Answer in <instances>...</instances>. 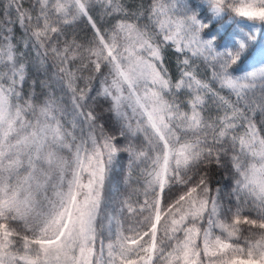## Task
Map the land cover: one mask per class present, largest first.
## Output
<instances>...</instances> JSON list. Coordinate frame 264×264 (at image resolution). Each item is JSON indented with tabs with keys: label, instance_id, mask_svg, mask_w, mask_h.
<instances>
[{
	"label": "snow or ice",
	"instance_id": "1",
	"mask_svg": "<svg viewBox=\"0 0 264 264\" xmlns=\"http://www.w3.org/2000/svg\"><path fill=\"white\" fill-rule=\"evenodd\" d=\"M223 20L235 27L221 36L210 25ZM256 44L258 66L234 75ZM257 116L264 0H6L0 264H264ZM121 156L139 187L117 215L110 185ZM213 166L234 180V207L213 194Z\"/></svg>",
	"mask_w": 264,
	"mask_h": 264
},
{
	"label": "trees",
	"instance_id": "2",
	"mask_svg": "<svg viewBox=\"0 0 264 264\" xmlns=\"http://www.w3.org/2000/svg\"><path fill=\"white\" fill-rule=\"evenodd\" d=\"M128 2H133V0H128ZM138 2V0H137ZM197 3H199V0H196ZM6 3V0H0V7L3 6V4ZM235 27V24L228 21L223 20L222 22H213L212 25H210V28L213 32L219 31L221 33V36L227 35V33L231 32L232 29ZM241 27H244L241 25ZM238 34L236 37H233V42H235L237 39L240 38L239 30H237ZM19 31L17 32V35H19ZM83 35V33H81ZM221 45H224V40L221 39ZM261 44L254 45L253 51L256 53V55L253 58H242L241 61L234 65L231 69L232 73L234 75H240L244 72L251 71L255 66L254 62L255 60L259 59V48L261 47ZM192 59L196 61V66L199 68V74L201 77H205L208 79H211L212 71L213 69L203 61L202 58H197L192 55L191 52L188 53ZM166 61L168 66L170 67L171 71L173 73H176V54L173 50L169 49L166 54ZM41 79H44V75L41 74ZM31 83V81H29ZM226 91V90H225ZM225 94V93H222ZM57 95H59V92H57ZM257 119H264V117L257 116ZM139 170L135 167L129 172L128 169V159L126 156H121L119 158V163L117 164L114 174L111 178V185H110V191L112 192V202L113 207H115L116 212L115 214H119V201L125 199L128 196H132V199L134 200L136 198L134 194V189L138 188L139 185L137 184V178H138ZM210 176V183L211 187L213 189V194H215V189H220V196H221V202L225 204L226 206L234 207L236 204L235 197L230 195L232 187L234 186V180L232 179L231 175L229 174V171L226 168L223 167H215L213 166L210 169L209 172ZM229 200L232 201L231 204H229ZM113 207H109L107 209L108 213L113 212ZM105 225H107V221H105ZM115 227V225H113ZM246 227V226H245ZM243 235H247L246 232L241 230ZM104 236L107 237V228H105ZM106 242L107 239H105ZM242 242V241H241Z\"/></svg>",
	"mask_w": 264,
	"mask_h": 264
},
{
	"label": "rangeland",
	"instance_id": "3",
	"mask_svg": "<svg viewBox=\"0 0 264 264\" xmlns=\"http://www.w3.org/2000/svg\"><path fill=\"white\" fill-rule=\"evenodd\" d=\"M238 19H240V18H238ZM241 24H242L243 26H245V27L249 26V25H245L243 21H241ZM216 234H219V229L216 230ZM197 242L200 243L199 240H198ZM105 244H107L106 241H105Z\"/></svg>",
	"mask_w": 264,
	"mask_h": 264
}]
</instances>
